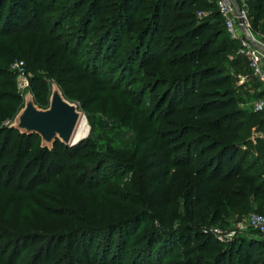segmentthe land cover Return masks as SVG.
<instances>
[{"label": "trees", "instance_id": "1", "mask_svg": "<svg viewBox=\"0 0 264 264\" xmlns=\"http://www.w3.org/2000/svg\"><path fill=\"white\" fill-rule=\"evenodd\" d=\"M140 1L0 0V211L19 215L20 202L32 199L33 188L25 180L32 178L33 184L43 176L42 169L50 159L54 173L44 174L38 185L51 194L44 196L45 209L39 208L46 216L74 220L77 235L66 243L79 242L85 256L94 259L91 264H264L263 242L242 237L225 249L209 234L214 227L232 230L251 213L264 216V110L238 108L243 100L235 96L224 64L234 57V64L242 65L248 75L247 62L236 56L237 41L231 39L214 5L206 0H173L175 18L164 36L160 35L166 23L163 13L171 4L157 0L143 7ZM249 6L252 26L258 31L264 24V0H249ZM137 11L142 20L130 23L127 14ZM199 12L207 15L198 18ZM66 27L69 30L64 32ZM90 39H94L96 52L87 64L71 45L81 47ZM172 53L177 54L171 57ZM109 55L115 60L122 57L118 67L126 74L136 69L143 75L146 89H163L158 102L159 109L165 105L162 118L154 120V114L150 113L151 118L142 104L133 105L144 116L146 139L160 140L154 125L163 122L182 129L181 138L186 137L179 148L163 150L169 158L183 150L182 161L175 167L190 165L195 152L202 159L194 165V192L170 207L166 200L164 209L154 212L156 217L150 215L154 213L148 204L110 192L111 176L120 174L125 165L121 160H105L90 136L72 147L57 141L51 151L40 148L33 152L30 137L36 135L23 136L4 125L24 105L9 71L12 63L22 60L26 70L31 66L35 73L29 79V92L35 104L46 109L51 91L48 81L68 100L76 99L69 89L72 75L80 72L97 81L99 76L90 65ZM118 67L113 75L120 73ZM193 92L196 102L184 105ZM261 95L258 91L256 98ZM181 120H186L182 126ZM170 135L177 136L175 132ZM21 167L22 177L18 173ZM107 171L109 174H102ZM57 195L60 200L55 199ZM11 202L16 203L13 210ZM54 203H64L65 209L58 210ZM145 223L157 226L146 234L131 230ZM3 239L12 240V246L2 245ZM55 241L40 236L28 239L0 227V264H18L17 252L23 245L34 248L32 261L44 256V264ZM57 247L52 248L53 253Z\"/></svg>", "mask_w": 264, "mask_h": 264}, {"label": "rangeland", "instance_id": "2", "mask_svg": "<svg viewBox=\"0 0 264 264\" xmlns=\"http://www.w3.org/2000/svg\"><path fill=\"white\" fill-rule=\"evenodd\" d=\"M156 1L157 0H147L144 2L141 0L140 3H143V7H147L152 6ZM167 2L171 5L170 7L168 6L163 13L166 23L162 26L163 31H160L161 36L166 35L176 13L175 9L172 8L173 0H168ZM4 6L3 14L7 11V5L5 4ZM205 14L207 15V13ZM146 16L149 17L150 15ZM138 18H140V20L143 18L140 11H137L136 15L135 13L127 14V20L129 19L130 23ZM1 23L2 21H0V24ZM124 25L127 26L125 22ZM261 29H264V24H260L259 30ZM63 30L66 32L69 29L66 27ZM90 40L91 41L88 43L85 42L81 47L75 43L71 45V48L75 49L78 56L86 63L87 60H92L91 58H93L96 52L94 39ZM176 54L177 53L170 55L173 57ZM121 58H116L115 60V58H111L109 55L106 59L109 62L107 65L105 59L99 60L94 66H92L91 63L90 68L92 72L97 73L99 76L97 81H94L96 77H90L87 73H85L87 75H81L80 72H76L72 75L69 89L74 91L77 98L75 97L76 99L71 101L78 106L79 111L86 119L89 128L86 138L90 136L92 141L95 142L96 151L105 157L104 159L108 162L109 160H121L125 165L120 174L113 173L111 176L112 182L110 185V192H115L122 197L124 196L128 201L133 199L140 200L148 204L150 212L157 213L164 209V202L166 200L171 202L169 204L170 207L175 200L182 203L184 197L189 192H194V165L199 164L202 159H199L197 157L198 153L195 152L190 160V165L175 167L174 164H178L182 161L181 157L183 150H178L172 155L173 157L170 158L168 155L163 154V150L169 149L171 151L170 148H179L180 143L183 142L186 137L181 138L182 129L176 130L167 124L164 125L163 122L154 125V131L157 132L156 134L158 137L160 136V140L155 141L154 139H146L144 134L147 135L148 132L145 131L144 116H141L139 111L134 110L133 105L138 103L142 104L147 110L146 113L151 116V118L152 115H150V113L154 114V120H157L159 117L162 118L165 105L159 109L160 103L158 102L162 95L159 93H162L163 89L154 92L152 88L146 89V79H144L143 75L138 74L136 69L133 73L129 72L126 74L122 67H118V65H120L119 62L122 60ZM234 61V57H231L228 58L224 64L227 72L231 76L232 88L234 89L235 96L243 100V102L239 103L238 108L241 110H253L254 101L259 91V85L254 79H247L241 83V78L246 76V71L242 69V65L234 64ZM116 67L119 68L120 73L117 72L116 75H113ZM27 71L30 77L35 73L31 70V66L29 67V65H27ZM48 84L51 90L55 83L48 81ZM191 87L193 86L190 85V89ZM196 95L197 94L193 92L190 99H188L184 105L190 102H196L194 100ZM165 102H167V100ZM13 121H7L4 125L10 127ZM185 123L186 120H181V126ZM170 132H175L177 136L172 138ZM30 139L32 140L33 152H38L41 148L40 138L32 136ZM49 162L50 159L47 160L46 165L42 169L43 174L41 175L43 176L37 179L33 184L32 178L25 180L24 183L27 185L31 184L30 187L33 188L29 193L32 199L20 202L18 209L19 215L15 217L14 213L3 214L0 211V227L15 234H22L28 239L38 238V236H40V238H55L56 241L50 245L51 252L45 257L46 263L44 264H91L94 259H91V256H85L83 251L84 247H82L79 242L75 241L73 244L66 243L67 241L73 242L74 236L77 235L74 220L67 216L57 218L46 216L39 208L40 206L43 210L45 209L44 206L46 201L44 196H49L51 194L49 191H41L43 188L38 185L40 180L41 182L44 180V174L49 176L54 173L55 164L52 166V163L49 164ZM48 164L49 166L47 167ZM22 167L18 170L21 177L23 174ZM132 168L135 169L132 171ZM58 169H60L59 165L57 170ZM46 171L48 172L45 173ZM108 172L109 171L106 173L103 172L102 174H109ZM150 176H153L151 181ZM57 197L58 198L55 199H61V195H57ZM15 200H17V197H15L14 201ZM62 205L65 206L64 203H62ZM62 205L55 206V203L53 204V206L57 207L60 211L65 209ZM15 206V202L10 203L11 210H13ZM84 210L87 211L86 209ZM155 213L150 215L156 217ZM91 216L92 213L89 217L87 214L88 219L91 218ZM154 224L156 227V223H153V225L145 223L138 228L133 226L131 230L138 229L139 233L146 234ZM232 228V230L222 231L220 228L214 227L209 234L225 249H227L232 242L241 240L242 237L255 239L264 243L263 239H260L251 232H237L236 225ZM214 229L222 231V240L213 233ZM233 231H235L234 235L224 237L225 234ZM60 240L65 241L59 243ZM4 242L5 240L3 239L1 244L6 245V243H9L12 246V240ZM78 245L80 248H75ZM29 246L30 245H23V247L19 249L20 252H17L18 257L16 256L17 263L42 264L44 262V256L41 261H32L35 251L33 247L29 248ZM55 246L58 247L56 252L53 253L52 248ZM181 248L183 249L184 245H182ZM77 249L78 251H76ZM234 254V256L237 257L236 252H234ZM171 257L172 255L170 254L169 259Z\"/></svg>", "mask_w": 264, "mask_h": 264}, {"label": "built area", "instance_id": "3", "mask_svg": "<svg viewBox=\"0 0 264 264\" xmlns=\"http://www.w3.org/2000/svg\"><path fill=\"white\" fill-rule=\"evenodd\" d=\"M213 4L222 18L223 26L231 39L237 41L236 56L243 57L249 74L241 78V83L249 78L256 80L262 95L254 101V112L264 110V29L254 30L250 17L249 0H206ZM206 16L199 12L198 17ZM9 71L15 76L17 93L23 98L29 92L30 75L24 61L17 60L10 65ZM212 232V230H210ZM237 232H252L264 240V216L251 213L236 225ZM213 233L222 240V231L214 229ZM235 231L224 237L234 235Z\"/></svg>", "mask_w": 264, "mask_h": 264}, {"label": "water", "instance_id": "4", "mask_svg": "<svg viewBox=\"0 0 264 264\" xmlns=\"http://www.w3.org/2000/svg\"><path fill=\"white\" fill-rule=\"evenodd\" d=\"M82 116L78 106L65 98L60 88L54 84L50 91L48 107L39 108L33 95L28 93L24 98L23 108L14 118L10 128L23 136H38L40 147L51 151L57 141L66 147H72L86 138L73 142L76 127Z\"/></svg>", "mask_w": 264, "mask_h": 264}, {"label": "bare ground", "instance_id": "5", "mask_svg": "<svg viewBox=\"0 0 264 264\" xmlns=\"http://www.w3.org/2000/svg\"><path fill=\"white\" fill-rule=\"evenodd\" d=\"M89 132L88 124L86 122V119L82 116L79 120V123L76 127L75 134H74V141L76 142L80 139H83L87 136Z\"/></svg>", "mask_w": 264, "mask_h": 264}]
</instances>
